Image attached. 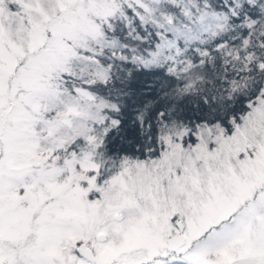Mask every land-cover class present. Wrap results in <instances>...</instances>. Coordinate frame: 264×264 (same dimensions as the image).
<instances>
[{
    "label": "snow or ice",
    "instance_id": "6c2138e0",
    "mask_svg": "<svg viewBox=\"0 0 264 264\" xmlns=\"http://www.w3.org/2000/svg\"><path fill=\"white\" fill-rule=\"evenodd\" d=\"M0 264H264V0H0Z\"/></svg>",
    "mask_w": 264,
    "mask_h": 264
}]
</instances>
